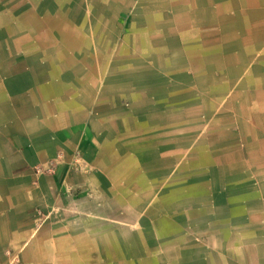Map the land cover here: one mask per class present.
<instances>
[{
    "label": "crops",
    "instance_id": "0c3cea01",
    "mask_svg": "<svg viewBox=\"0 0 264 264\" xmlns=\"http://www.w3.org/2000/svg\"><path fill=\"white\" fill-rule=\"evenodd\" d=\"M0 264H264V0H0Z\"/></svg>",
    "mask_w": 264,
    "mask_h": 264
}]
</instances>
